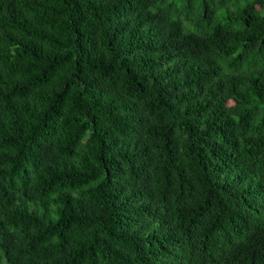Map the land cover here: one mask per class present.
Wrapping results in <instances>:
<instances>
[{
  "label": "trees",
  "instance_id": "obj_1",
  "mask_svg": "<svg viewBox=\"0 0 264 264\" xmlns=\"http://www.w3.org/2000/svg\"><path fill=\"white\" fill-rule=\"evenodd\" d=\"M0 264H264V0H0Z\"/></svg>",
  "mask_w": 264,
  "mask_h": 264
}]
</instances>
